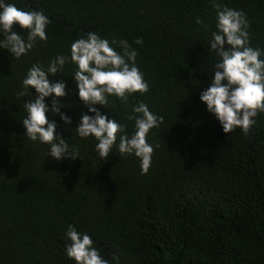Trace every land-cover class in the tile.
I'll list each match as a JSON object with an SVG mask.
<instances>
[{"label": "trees", "instance_id": "trees-1", "mask_svg": "<svg viewBox=\"0 0 264 264\" xmlns=\"http://www.w3.org/2000/svg\"><path fill=\"white\" fill-rule=\"evenodd\" d=\"M5 2L50 22L47 41L19 59L0 49V264H76L66 254L69 225L90 235L109 264H264V113L248 135L240 128L226 134L200 99L220 59L208 50L217 31L213 0ZM215 2L243 10L250 46L264 50V0ZM13 30L27 39L26 30ZM89 32L127 40L138 53L150 90L130 95L127 106L109 95L108 107H97L129 136L135 126L127 117L139 102L163 116L147 134L154 147L147 174L138 157L121 158L116 146L101 159L98 141L75 131L82 114L95 115L79 99L70 60L72 43ZM60 55L69 59L49 80L66 82L61 111L72 123L47 115L69 148L79 149L75 160H56L49 144L24 134L23 104L36 91L17 95L33 64L46 70ZM45 102L51 107L52 97Z\"/></svg>", "mask_w": 264, "mask_h": 264}, {"label": "clouds", "instance_id": "clouds-1", "mask_svg": "<svg viewBox=\"0 0 264 264\" xmlns=\"http://www.w3.org/2000/svg\"><path fill=\"white\" fill-rule=\"evenodd\" d=\"M213 6L217 10V31L211 32L208 50L220 59L200 99L215 115L224 133L240 128L248 135L255 123L254 117L264 113V59L260 58L264 50L250 46L249 21L243 10L222 6L215 0ZM49 22L42 12L25 11L0 0V34L3 35L0 49H7L19 59L34 47L38 39L47 41L46 27ZM196 23L203 25L205 31L210 27L199 17ZM17 25L27 31V39L13 30ZM135 43L142 44L143 39L137 38ZM111 45H117L121 51ZM137 55L127 40L113 38L110 42L95 32H89L72 43L70 60L77 66L73 77L78 96L88 112L95 114H82L75 131L81 138L92 136L98 141L95 148L101 159L107 160L116 146L121 158L126 154L138 157L142 174H147L154 152V147L147 142V134L163 123V116H157L147 104L139 102L127 117L134 120L135 126L134 133L129 136L124 125L109 119L97 107H108L109 95L118 97L127 106L130 95L137 92L143 95L150 90L136 65ZM68 59L63 55L57 56L46 70L40 64H33L22 81V90L17 93L19 97H24L28 89H35L36 96L23 104L27 112L22 120L26 128L24 134L32 141L49 144L48 154L56 160H75L81 156L78 148H69L64 137L56 131L57 122L49 121L47 115L49 112L58 114L63 123H72L71 117L61 111L63 103L60 98L67 95L66 82L49 80V74L61 72ZM46 97H52L51 107L46 104ZM66 239L69 241L66 254L76 264H109L93 247L90 235L79 233L73 225L68 226Z\"/></svg>", "mask_w": 264, "mask_h": 264}]
</instances>
